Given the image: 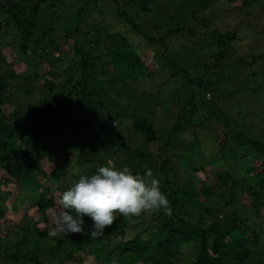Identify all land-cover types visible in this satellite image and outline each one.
Masks as SVG:
<instances>
[{
  "label": "trees",
  "instance_id": "obj_1",
  "mask_svg": "<svg viewBox=\"0 0 264 264\" xmlns=\"http://www.w3.org/2000/svg\"><path fill=\"white\" fill-rule=\"evenodd\" d=\"M67 1L0 0V178L29 192L38 217L5 220L11 191L0 196V264H264V0H169L182 11L162 0H71L73 17L60 22L59 9L43 26L38 15ZM65 56L73 60L57 72ZM155 58L179 83L156 86L165 117L126 92L151 97L142 82L156 83ZM245 67L254 73L237 80ZM113 148L128 152L133 174L153 172L172 215L117 216L95 240L84 217L86 234L50 238L59 195L118 164ZM221 161L215 183L196 182Z\"/></svg>",
  "mask_w": 264,
  "mask_h": 264
},
{
  "label": "clouds",
  "instance_id": "obj_2",
  "mask_svg": "<svg viewBox=\"0 0 264 264\" xmlns=\"http://www.w3.org/2000/svg\"><path fill=\"white\" fill-rule=\"evenodd\" d=\"M58 205L59 210H54L51 217L50 238L86 234L84 217L92 221L91 238L95 240L104 237L105 229L117 216L138 218L158 212L172 215L170 201L150 169L143 175L133 174L128 167L117 170L112 161L98 166L91 176H81L59 195Z\"/></svg>",
  "mask_w": 264,
  "mask_h": 264
},
{
  "label": "rangeland",
  "instance_id": "obj_3",
  "mask_svg": "<svg viewBox=\"0 0 264 264\" xmlns=\"http://www.w3.org/2000/svg\"><path fill=\"white\" fill-rule=\"evenodd\" d=\"M70 2H71V0L67 1L66 6H63L62 4L58 5V7H61V8H58V9L52 11V12L49 9L44 10L43 14H39L38 15V19L40 20L42 25L45 26L49 22V19L52 18V14L57 13L59 11V9H60L61 10L60 14L63 17L60 22L66 21V19H69L71 16L73 17V13H74V6H72V5H75V4L74 3L72 4ZM161 2H162V6L165 7V8L164 7H162V8H164L166 11L169 10V7L171 5L175 6L179 11H182V8L176 3L170 2L169 0H162ZM46 5H48V4L46 3V4L42 5V7H44ZM173 12L175 13V11H173ZM173 12H171V13H173ZM218 14H219V16H217V18L219 19V17L222 14L220 12H218ZM211 21H213V20H211ZM229 22H230V20L227 19V23H229ZM220 25L221 24L219 23L218 26L220 27ZM224 25L226 26V24L223 22V26ZM212 27H214V26H212ZM2 36L3 35L0 34V40L2 39ZM49 36L51 37L53 35L50 34ZM55 37H57V41H59L58 36H55V35H54V37L52 39H54ZM250 41L253 42V38H251ZM196 43H197V45H200V46H202V44H203V43H198V42H196ZM260 50L261 49H259L257 52H259ZM72 60H73L72 57L65 56L64 57V61H65L64 65H61V63H58V64L55 65V67L57 66V68H55L56 71L57 72L60 71L61 73H64L63 71H65L66 67L70 65ZM192 61H193L194 64H200L198 62V60H197V57H194L192 59ZM150 63H152L153 65L150 64ZM148 65H149L148 68L154 73V75L156 77V83L154 81L152 83H149V81L146 80V81H143L142 84L145 85L146 87H149V84H150V86H151L150 90L151 89H155L154 92H150L151 93V97L147 99V95H143L142 96L143 92L138 91V90H140V88L137 89V87L134 88V89H131V90L129 89L126 92H130L134 96H136V99L140 100L141 104H149L151 106V108L146 112V114H148L150 117H152V115L150 114L152 112L153 113H157V115L159 117H165V114L163 113L165 110L155 107V105L157 103L156 86L158 84H160L161 82L163 83L164 81H167V80H169L171 83H173L175 85L179 84V83L177 81H173L172 80V76H171L170 70L166 66H164V64L161 61L157 60V58H155L153 62L149 61ZM80 68L81 67H79V66H75L74 67V73H75L74 74V78H77V77H79L81 75ZM48 70L49 69H45V68L42 69L41 72L39 73V75H41V74L44 75ZM235 70H234L235 72L233 73V75H235V78L237 80H242V78H244V77L251 76L254 73L255 68L254 69H249L248 67H245L243 70H240V69H237V68ZM194 72H195V76H197L196 78H204L205 77L203 69L197 70V69L194 68ZM0 73H2L1 69H0ZM184 81H186V80L184 79ZM194 86H195V84H194ZM200 93H201V91H200ZM162 95H164V91H163L162 94H160V96H162ZM207 97L210 98L211 96L208 95ZM130 99L132 100V98H130ZM217 102L221 103V99H217ZM110 103L112 104V102H110ZM166 104H168L167 101H166ZM5 108H7V104L5 105ZM132 108L135 110L134 107H132ZM141 112H145V111L142 110ZM75 114L81 115L83 113H81V112H79L77 110L75 112ZM127 125L131 126V128L129 127L130 130L128 131V133H126V135L130 137L129 140L134 142L133 145H135L136 142L139 143L138 135L135 132L136 130L133 127V123L131 121H128ZM170 125H171V123L168 124L167 127H169ZM213 126L216 127L215 125H213ZM214 129H217V131H220V127H216ZM161 130H165L164 127ZM161 130H160V133H162ZM209 133L205 134V140L209 142V143H207V146H208V150L211 151L210 150V143H211L212 146H215V143L213 141H210ZM218 134L221 135L219 141H222L223 140V137H222L223 130L218 132ZM126 140L129 141L128 139H126ZM114 149L118 150V152H115L116 153V157L114 156ZM109 153L112 156L115 157L116 161H118V164L113 163V165L117 168V170H120L123 167H126L125 164H124V161L129 157L128 152L126 150L113 148V149H111L109 151ZM109 153H108V155H109ZM68 155H69V158H72L73 156H75L73 151H69ZM222 167H223L222 161H221V163L220 162L214 163L213 164V168L212 167H208L206 169V172L204 173L206 175H204L203 173H200V175H197L198 178L196 179V182L198 183V181H200V180L201 181L202 180H205V181L207 180L206 183L213 182L215 180V175H214L215 172L214 171L217 170V169H221ZM73 173H75V171L74 172L71 171L70 174H68V176L69 175L71 176V174H73ZM214 183H215V181H214ZM9 191H11V194L7 195V199H6L5 203H4L5 210H6V215H5L4 219L8 220V221H10L12 223L14 222L16 224V222H18V221H21V220L24 221L23 219H24V217L26 216V213H27L28 217H30V218H28L30 223H33L35 220H37L38 217L36 215L35 210L32 208L33 205L31 204L29 198L27 197V196H29V192L27 193V191H23V193L20 194V190L19 191L18 190H13V188L11 186H7L4 183L3 178H0V196H4V193L5 192L8 193ZM119 223L123 224V219L122 218H120ZM136 223H137V221L135 223H133L132 225H130V227L127 228V231H126L127 234H126V236L123 237V239L131 238L133 235H135V233L137 231V228H134V224H136ZM9 225H11V224L9 223ZM120 239H122V238H113L112 240H108V243L110 245H112V244H114V242H118ZM189 252L190 251L188 250L187 253L190 254Z\"/></svg>",
  "mask_w": 264,
  "mask_h": 264
}]
</instances>
